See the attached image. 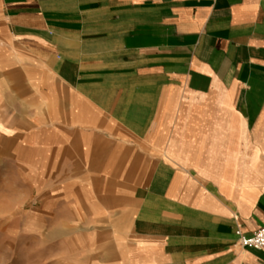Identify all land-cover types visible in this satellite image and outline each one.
<instances>
[{"label": "crops", "instance_id": "obj_1", "mask_svg": "<svg viewBox=\"0 0 264 264\" xmlns=\"http://www.w3.org/2000/svg\"><path fill=\"white\" fill-rule=\"evenodd\" d=\"M0 166L81 263L264 264V0H0Z\"/></svg>", "mask_w": 264, "mask_h": 264}, {"label": "rangeland", "instance_id": "obj_2", "mask_svg": "<svg viewBox=\"0 0 264 264\" xmlns=\"http://www.w3.org/2000/svg\"><path fill=\"white\" fill-rule=\"evenodd\" d=\"M52 202L15 167L0 166V264H84L64 234L57 240Z\"/></svg>", "mask_w": 264, "mask_h": 264}, {"label": "built area", "instance_id": "obj_3", "mask_svg": "<svg viewBox=\"0 0 264 264\" xmlns=\"http://www.w3.org/2000/svg\"><path fill=\"white\" fill-rule=\"evenodd\" d=\"M236 235L240 246L252 247L264 252V226L256 229L251 234H245L238 229Z\"/></svg>", "mask_w": 264, "mask_h": 264}]
</instances>
